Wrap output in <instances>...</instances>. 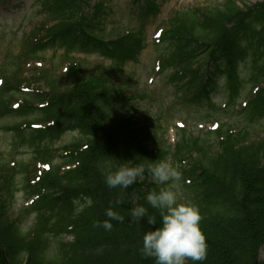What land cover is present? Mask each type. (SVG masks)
Here are the masks:
<instances>
[{
	"label": "trees",
	"instance_id": "1",
	"mask_svg": "<svg viewBox=\"0 0 264 264\" xmlns=\"http://www.w3.org/2000/svg\"><path fill=\"white\" fill-rule=\"evenodd\" d=\"M36 3L46 21L21 40V53L6 49L0 69V119L34 114L36 121L0 131L14 133L12 147L29 150L31 163L42 165L43 172L33 176L27 164L0 157V264H155L139 251L143 234L153 226L146 218L133 222L130 211L145 206L159 226V213L145 202L146 194L159 186L147 183L151 176L146 172L143 182L137 180L127 190L109 189L104 174L125 163L147 165L161 159L179 166L181 183L187 181L183 197L200 210L208 246L203 264H260L264 137L253 140L251 127L264 118V0L255 5L225 0L219 8L177 11L168 19L157 41L165 47L159 73L171 72L167 81L181 94L183 105L218 111L212 97L221 84L227 101L222 112L231 121L240 93L245 87L248 92L240 112L244 126L237 129L228 120L205 139L182 131L174 150L120 114L131 107L123 87L112 82V70L97 67L89 73L84 62L73 58L97 56L118 70L136 61L145 48L147 23L159 13L157 1L133 0L135 30L114 39L105 38L109 10L103 3ZM48 47L72 58L67 83L59 87L53 80L46 92H24L30 85L22 78V67ZM15 95L23 101L12 109ZM73 131L82 139L52 150V142ZM55 155L58 164H53ZM18 185L25 199L35 196L34 205L22 214L36 215L27 232L12 214ZM82 197L93 204L78 212ZM109 207L124 221H111L112 230L105 231L96 225L107 219ZM69 237L71 243L62 242Z\"/></svg>",
	"mask_w": 264,
	"mask_h": 264
},
{
	"label": "rangeland",
	"instance_id": "2",
	"mask_svg": "<svg viewBox=\"0 0 264 264\" xmlns=\"http://www.w3.org/2000/svg\"><path fill=\"white\" fill-rule=\"evenodd\" d=\"M37 1L40 0H0V69L5 63L6 49L10 48L15 55L19 51L21 40L28 37L33 29L46 20L38 14L40 7ZM160 8L159 14L153 20L151 19L146 26L145 48L134 62L127 63L121 70L111 68V65L97 56L83 57L82 55L73 56L75 61L84 62L88 72L96 71L97 67L105 70H112L111 80L116 86H122L126 91L127 98L131 108H124L120 114L126 120L135 123L139 128H148L150 134H156L159 142L164 147L174 150L175 145L180 139L182 131L190 138L205 139L206 135L214 130L218 125H223L231 119L230 114L222 112L226 104L224 87L220 84L217 92L212 97V102L216 110H210L206 107L197 108L182 104L181 94L168 83L167 78L171 72L160 74V57L165 52V47L157 44L158 33L162 34L167 28V21L174 12H186L198 9H213L223 5L225 0H156ZM263 0H243L245 4L255 5ZM91 6L103 3L109 10L106 26V39H114L124 34L133 33L136 26L135 5L133 0H88ZM10 45V46H9ZM7 46V47H6ZM9 46V47H8ZM157 46V47H156ZM62 50L58 47H52L40 56L34 58L29 64L22 67V78L29 81L30 90H41L46 92L54 80L59 87L65 86L68 78L66 68L72 58L65 59ZM70 61V62H69ZM45 73V77L43 74ZM39 75L41 80L39 79ZM40 80V81H38ZM240 93L237 100L239 102L234 108V115L229 123L234 122L236 128L244 126L241 112L240 100L247 93V87ZM26 94V93H25ZM144 97V98H143ZM14 108L23 101V96L15 95ZM221 110V111H220ZM36 115H27L24 117L8 116L0 120V128L12 127L23 121H33ZM208 117V118H206ZM145 118L148 120L146 121ZM253 140L264 137V118L251 127ZM14 133H4L0 131V157L13 158L18 163L27 164L29 172L33 176H38L43 170L42 165L32 164V153L27 149L15 147ZM82 139L77 133H66L59 140L53 142L50 146L55 150ZM211 145L215 150V144ZM15 147V148H14ZM173 153V152H172ZM57 156L59 154L57 153ZM58 159V157H57ZM171 162V161H170ZM172 163V162H171ZM53 164H58L54 161ZM187 169V165H184ZM62 170L64 168H61ZM35 172V173H34ZM43 172V171H42ZM1 175V174H0ZM32 177V176H31ZM139 182H143V176L138 177ZM32 183L34 179L30 178ZM147 183H154L152 178H148ZM187 182V181H186ZM186 182L183 181L182 188ZM181 198L184 199L181 189ZM35 196L25 199V193L22 186L18 185V193L15 196V202L12 205L13 219L18 221L20 229L23 232L32 230L35 222V214H26L27 210L34 205ZM79 206V204H76ZM64 243L71 242V238L62 240ZM51 243V242H50ZM51 245H54L52 242ZM260 264H264V248H261L259 254Z\"/></svg>",
	"mask_w": 264,
	"mask_h": 264
},
{
	"label": "clouds",
	"instance_id": "3",
	"mask_svg": "<svg viewBox=\"0 0 264 264\" xmlns=\"http://www.w3.org/2000/svg\"><path fill=\"white\" fill-rule=\"evenodd\" d=\"M150 174L158 189L148 192L145 202L159 213V226L154 215H149L148 208L138 204L130 211L133 222L147 219L153 226L146 231L139 249L145 258H151L155 264H203L207 256L206 238L201 230L202 216L197 205L181 198L182 173L179 166L168 159H161L152 163L131 165L125 163L115 170L109 169L104 174V183L109 189L127 190L137 182L138 177ZM78 212L85 207H91L90 197H82ZM102 222L96 227L111 231V221L123 222L124 217L111 207L105 210Z\"/></svg>",
	"mask_w": 264,
	"mask_h": 264
}]
</instances>
